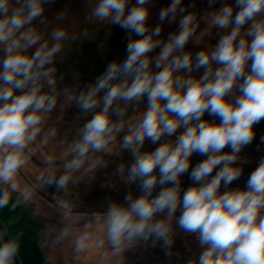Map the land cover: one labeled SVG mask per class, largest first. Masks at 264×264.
<instances>
[{"label": "clouds", "instance_id": "9594fccd", "mask_svg": "<svg viewBox=\"0 0 264 264\" xmlns=\"http://www.w3.org/2000/svg\"><path fill=\"white\" fill-rule=\"evenodd\" d=\"M53 2L0 0V209L30 199L32 188L12 199L20 172L56 137L49 121L58 106L75 105L83 123L59 155H45L38 184L66 191L77 174L106 166L104 155L127 153L131 159L114 174L139 195L129 190L122 202L94 211L74 240L77 218L64 205L55 243L68 239L80 253L98 227L113 257L149 243L171 256L182 232L201 249L188 264H264V157L246 187H229L242 174L241 152L255 138L254 125L264 120V0H221L216 9V0H208L212 10L203 15L194 4L170 0L154 27L153 0H94L91 17L122 29L128 42L125 58L108 62L82 88L78 79L61 87L57 62L76 37L63 27L49 30L45 6ZM165 22L178 24L166 40ZM213 29L221 30L215 45L206 39ZM189 41L203 47L193 54ZM146 142L155 147L146 150ZM194 153L205 158L191 168L193 183L181 195ZM20 240V233L0 231V264H14Z\"/></svg>", "mask_w": 264, "mask_h": 264}, {"label": "rangeland", "instance_id": "374dc122", "mask_svg": "<svg viewBox=\"0 0 264 264\" xmlns=\"http://www.w3.org/2000/svg\"><path fill=\"white\" fill-rule=\"evenodd\" d=\"M93 3L94 0H54L51 5L45 6V15L50 23L49 30L54 27H63L70 36L76 37L74 41L70 40L67 43V52L63 61L57 62V74L63 73L64 75L61 87L63 85L71 87L78 79L82 88L85 84L91 83L103 71L108 62L113 59L123 60L126 56L128 41L125 32L117 26H110L106 21L94 20L91 17ZM153 3L154 6L150 7L149 24L154 27L159 23V10L170 3V0H153ZM193 4L197 11L195 0H182V5ZM60 14L63 15V19L57 20L56 16ZM177 30L178 24L165 22L161 37L166 40L170 32ZM214 36L217 41L218 33ZM200 47L203 45L196 46L192 41H189L186 50H191L194 54L200 50ZM156 51L158 52L159 49ZM146 102L145 97L143 103L146 104ZM142 110V105L138 107L136 113H132L130 110V116L138 115ZM57 117L61 118L59 122H57ZM83 120L84 118L75 105L64 109L58 106L53 113V119L49 121V126L56 128V137L45 147L37 149L36 155L21 170L18 177V193L26 188L33 189L27 204L31 207L35 218L38 219V240L47 260L51 264H188L189 259L197 258L201 249L194 235H190L189 241L186 238L177 240L181 241L185 248L175 247L173 249L172 246L171 256H167L158 243L156 246L164 254L163 258L159 251L143 245H138L126 252L124 257H113L106 241L102 243L103 235L98 227L91 230L92 238L87 241L85 249L80 253L74 250V243L69 242L68 239L55 243L57 233L64 223L62 221L64 205H67L71 215L77 218L73 224V235L70 238L74 240L76 236L84 232V225L92 223L91 214L94 211L106 209L105 197L108 202L112 200L122 202L127 193L125 192L128 188L126 183L114 174L118 165L117 155L114 154L104 155L103 161L106 166L98 167L94 173L86 176L77 174L78 179L75 183H70L66 191H56L54 187L46 188L38 184L36 177L44 170L45 155H59L66 144L74 138L76 130ZM249 175L248 172L244 173L245 181L233 182L229 187H246ZM220 190H225L224 186L221 185ZM132 192L134 195H139L137 187ZM179 214L178 211L176 215ZM179 233L186 235L182 232ZM181 234H177L175 238Z\"/></svg>", "mask_w": 264, "mask_h": 264}, {"label": "trees", "instance_id": "16d2710c", "mask_svg": "<svg viewBox=\"0 0 264 264\" xmlns=\"http://www.w3.org/2000/svg\"><path fill=\"white\" fill-rule=\"evenodd\" d=\"M196 6L198 8L197 12L199 15H203L205 11H211L212 9H216L220 7L221 0H216L215 4L212 6V9L208 6V0H195ZM229 2H233L234 0H229ZM202 24V25H201ZM201 29L205 27V24L203 21H201ZM199 31V29L197 30ZM218 33L221 34V30L213 29L212 35L207 37L209 43L212 45L216 44L215 34ZM213 36V38H212ZM200 71H203L202 69ZM205 118L207 119H213L212 117H208L207 113H205ZM218 122V120H217ZM81 125V124H80ZM254 132H255V138L253 139L252 143L245 147L242 152L241 156L245 158L246 162L243 165V170L240 178L235 183H240L245 181L244 180V173L246 172L251 173L252 170L257 166L258 161L261 157H264V143H260V139L262 136H264V120H261L259 124L254 125ZM155 146L151 145L150 143H145V149L146 150H152ZM230 149L226 148L225 151H229ZM123 157L117 156V163H121L122 160H130L131 157L124 153L122 154ZM205 157L194 153L191 157V163L189 168V173L184 174L181 176V185H182V191L181 195H183V191L186 190L188 187L192 185V181L189 178V174L191 172V168L196 165L197 162L204 159ZM216 170H214L215 172ZM214 174V173H213ZM106 186H109L106 184ZM128 188L125 190V192H128L129 190H133L136 185H128ZM223 186V184H222ZM159 189H157L158 191ZM102 195L103 193L100 192ZM19 193H13L12 199L15 201L17 198V195ZM106 199V204H108V199ZM103 211V210H102ZM0 223L2 224L3 229L6 227L10 234L14 233H20L21 234V240H20V250L18 257L14 260V264H51L40 245V242L38 240V230H39V223L38 219L35 218L34 213L31 209V207L27 204V202H22L18 207L13 209L11 207V202L8 207H5L3 209H0ZM178 234H181L178 232ZM182 236V237H181ZM186 238V240L189 241L190 235H180L177 238L174 239V245L173 249L175 247H182V249L185 248V245L181 241H177L180 239ZM148 248H151L153 250H157L161 253V258H163L162 252L156 247H152L151 244L147 245ZM181 260V259H180Z\"/></svg>", "mask_w": 264, "mask_h": 264}, {"label": "water", "instance_id": "95a60500", "mask_svg": "<svg viewBox=\"0 0 264 264\" xmlns=\"http://www.w3.org/2000/svg\"><path fill=\"white\" fill-rule=\"evenodd\" d=\"M3 230V227H2V224L0 223V231H2ZM5 238H7V237H5Z\"/></svg>", "mask_w": 264, "mask_h": 264}]
</instances>
